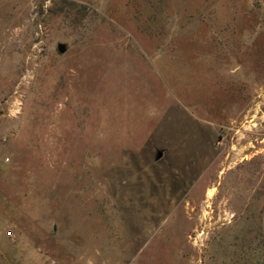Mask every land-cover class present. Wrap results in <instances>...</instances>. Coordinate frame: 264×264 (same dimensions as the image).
I'll use <instances>...</instances> for the list:
<instances>
[{
	"label": "rangeland",
	"instance_id": "rangeland-1",
	"mask_svg": "<svg viewBox=\"0 0 264 264\" xmlns=\"http://www.w3.org/2000/svg\"><path fill=\"white\" fill-rule=\"evenodd\" d=\"M263 211L264 0H0V264H264Z\"/></svg>",
	"mask_w": 264,
	"mask_h": 264
},
{
	"label": "water",
	"instance_id": "water-1",
	"mask_svg": "<svg viewBox=\"0 0 264 264\" xmlns=\"http://www.w3.org/2000/svg\"><path fill=\"white\" fill-rule=\"evenodd\" d=\"M57 51L61 54L64 53L66 51V46L64 44H58L57 45ZM161 156H162V154L160 152H158L157 158L160 159Z\"/></svg>",
	"mask_w": 264,
	"mask_h": 264
},
{
	"label": "crops",
	"instance_id": "crops-1",
	"mask_svg": "<svg viewBox=\"0 0 264 264\" xmlns=\"http://www.w3.org/2000/svg\"><path fill=\"white\" fill-rule=\"evenodd\" d=\"M262 230H263V233H264V211L262 213Z\"/></svg>",
	"mask_w": 264,
	"mask_h": 264
}]
</instances>
